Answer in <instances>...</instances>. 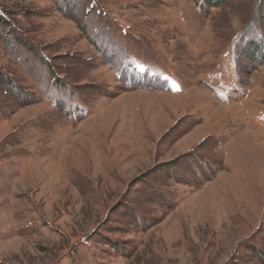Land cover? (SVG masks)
Wrapping results in <instances>:
<instances>
[{
  "label": "rangeland",
  "instance_id": "1",
  "mask_svg": "<svg viewBox=\"0 0 264 264\" xmlns=\"http://www.w3.org/2000/svg\"><path fill=\"white\" fill-rule=\"evenodd\" d=\"M0 264H264V0H0Z\"/></svg>",
  "mask_w": 264,
  "mask_h": 264
},
{
  "label": "crops",
  "instance_id": "2",
  "mask_svg": "<svg viewBox=\"0 0 264 264\" xmlns=\"http://www.w3.org/2000/svg\"><path fill=\"white\" fill-rule=\"evenodd\" d=\"M218 77H219V83H224L223 84V88L224 87H226L229 83H230V79H231V76H228L227 75V72L226 73H224V75H223V77H221V74L220 75H218ZM176 78V77H175ZM221 78L223 79V81H221ZM177 80V79H176ZM214 80V79H213ZM219 83H217V84H219ZM161 85H162V83H160ZM180 84H181V86H180V89L182 90L183 89V86H182V83L180 82ZM182 87V88H181ZM180 90V91H181ZM227 90V89H226ZM215 92H214V94H216V89L214 90ZM228 91V90H227ZM182 92H184V90H182L181 92H178V91H176V92H173V93H175V94H178V93H182ZM224 100V99H223ZM224 103V102H223Z\"/></svg>",
  "mask_w": 264,
  "mask_h": 264
}]
</instances>
